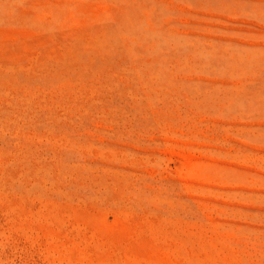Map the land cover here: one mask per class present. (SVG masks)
Segmentation results:
<instances>
[{"label":"rangeland","instance_id":"rangeland-1","mask_svg":"<svg viewBox=\"0 0 264 264\" xmlns=\"http://www.w3.org/2000/svg\"><path fill=\"white\" fill-rule=\"evenodd\" d=\"M0 264H264V0H0Z\"/></svg>","mask_w":264,"mask_h":264},{"label":"bare ground","instance_id":"bare-ground-1","mask_svg":"<svg viewBox=\"0 0 264 264\" xmlns=\"http://www.w3.org/2000/svg\"><path fill=\"white\" fill-rule=\"evenodd\" d=\"M242 40H243V39H242ZM256 41H257V40H256ZM250 42H252V41H250ZM260 42H261V41H260ZM254 43H255V42H254ZM256 43H257V42H256ZM217 79H218V78H217ZM237 81H238V80H237ZM237 81H236V82H237Z\"/></svg>","mask_w":264,"mask_h":264}]
</instances>
